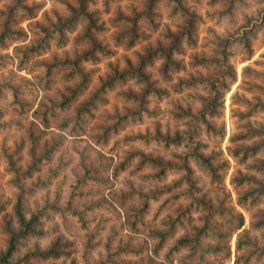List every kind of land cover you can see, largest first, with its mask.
Instances as JSON below:
<instances>
[{"label":"rangeland","instance_id":"374dc122","mask_svg":"<svg viewBox=\"0 0 264 264\" xmlns=\"http://www.w3.org/2000/svg\"><path fill=\"white\" fill-rule=\"evenodd\" d=\"M79 3L0 0V264H195V243L223 247L204 256L213 264H264V193L256 190L264 172L249 167L264 152L245 162L230 154L261 141L249 132L264 127V0H89L96 25L90 35L111 51L104 56L90 53L87 21L67 33L65 46L56 43L58 17ZM41 27L50 29L51 46L33 51ZM133 29L142 37L119 39ZM226 38L233 42L223 52ZM150 51L156 53L148 59ZM224 57L231 68L221 79ZM125 71L141 72L164 93L146 95L141 105L129 98L145 91L136 77L109 84ZM216 91L225 97L207 121L217 132L197 122L194 137L205 145L198 151L219 155L211 160L214 179L187 157L189 148L164 147L155 137L188 134ZM142 157L177 167L187 161L190 180L184 170L159 177ZM246 177L256 181L241 185ZM165 188L171 190L160 194ZM16 206L27 219L38 215L39 233L8 256L9 231H20ZM170 227L157 254L151 233ZM180 240L182 251L167 259ZM53 247L58 257L31 255Z\"/></svg>","mask_w":264,"mask_h":264},{"label":"trees","instance_id":"16d2710c","mask_svg":"<svg viewBox=\"0 0 264 264\" xmlns=\"http://www.w3.org/2000/svg\"><path fill=\"white\" fill-rule=\"evenodd\" d=\"M88 1L89 0H80V3L78 5V10L76 8H72L71 11V15L68 17H63V16H59L58 17V23H57V27L53 26V31H58L59 32V37L57 38V42L59 46H65L67 44V33L69 32H74L79 21H87L88 22V27L85 33V38L87 39L86 41L90 42L93 44V49L90 51L93 52L94 49L95 51H99L101 53L102 56L107 55V54H111V51H108L107 49H103L101 48V46L94 42L92 39V36L90 35L91 31L96 28L95 25V20L92 18V14L88 13ZM25 7V6H24ZM26 8V7H25ZM14 9H19V4L16 3L15 6L12 8V10ZM36 28V27H33ZM42 30L40 32H37L40 35H37V37H39L36 41L37 45H35L34 47H32L31 50L33 51H46L50 48L51 43H49V40L51 38V33H50V29L45 30V28L41 27ZM191 29V27L189 28V30ZM190 32V31H188ZM6 34V32L4 33ZM43 34V35H42ZM129 35L132 36L131 38V43L134 42L135 40L139 39L142 37V35L136 33L133 30H131L130 32L125 31L124 33L119 35V39L123 38L124 35ZM3 37V36H2ZM1 37V38H2ZM0 38V39H1ZM176 43L179 41V39H176ZM236 40V39H234ZM233 40L226 38L225 43L223 45V52L226 50V48H229V45H232ZM247 43H249V41H246ZM175 45H173L172 47H170L169 49H166L164 52L165 56L167 57V60L171 59V55H172V50L173 47ZM156 51H150V54L148 55V59L150 56H152L153 54H155ZM93 58L95 57L94 55H91ZM1 58V57H0ZM86 58V57H85ZM226 57L223 58V61H221V63H219L218 67H222L224 68L223 72L221 73V76L219 78L223 79L224 74H229V68H231V66H227L225 65L227 63L226 61ZM206 60H203L202 62H205ZM226 61V62H225ZM167 66V64L165 65ZM165 68V67H164ZM136 77L138 79L139 82L145 84L146 88L145 91L143 92V94H141L140 96H133V97H129V98H134L136 101H140L141 105H143L145 103V97L146 95L152 94L153 96H156L157 98L161 97V94L164 93L163 90H158L154 87H150L151 83L149 82V79L147 76H145L144 74H142L141 72H137V71H133L132 73H129V71H125L123 73L117 74L115 76V78H113L112 80L109 81L110 86H112L113 84H115L116 82H125L128 79L131 80L132 78ZM234 79V81H236V75L234 74V77H232ZM223 84V83H222ZM226 86V85H224ZM180 87V85L178 86ZM225 91L224 93H227L229 91V87H224ZM182 89L179 88V91H181ZM215 90V89H213ZM213 94H211V97L204 99V105H205V109L203 110V112H201L200 116L198 118H193V121H191L192 125V129L191 131L186 134L185 136H176V137H165V136H159V137H155V139L159 142V144L164 145V147H170L171 145H178V146H184V148H189L190 152L187 153V157H193L194 160L196 162H199V164L202 165H206L207 168H209V171L212 173V178L216 179L217 176H215V173L217 171L216 168H214L212 166V162L211 160L215 159V157H218L219 155L217 154H210L208 156L204 155L203 153H201V151H198L197 149L205 146L199 142H196L194 140V137L196 135H198L197 131H196V123L200 122L205 124L209 130L214 131V133H216L217 131L215 130V128L213 127L212 124L208 123L207 121V117H212L214 118L216 116V108H217V100L220 98H224L225 94L223 92L220 91H216V92H212ZM223 106V100L222 103H219ZM263 108H264V102H263ZM144 111L148 114V116L150 117H154L155 115L157 116L158 113H156L155 111H149L144 109ZM246 115L248 114L245 113ZM244 114V115H245ZM223 134V133H222ZM250 136L249 138H255V137H261V141L255 142L252 146L246 147L245 149H230V154L237 158L239 156V154H242V160L241 162H245L248 158H253L256 157L257 155L261 154L264 152V127H260L259 129L257 128H252L250 127V132H249ZM224 135V134H223ZM223 137V136H222ZM243 137V136H241ZM244 139V137L242 138ZM142 161L141 163H148L150 164L152 167H155L156 169H158V176L159 177H163L166 173L171 172V171H175V170H184L185 171V177L184 179H186L187 181H189L190 176H191V169H189L187 167V161L185 163H183L180 167H177L175 165L169 164V163H163L162 161H158L157 159H153V158H147V157H142ZM250 169L255 170L256 172H264V158H256L254 160V164L253 165H249ZM240 180L241 185L243 184H250L253 181H256L254 178L251 177H246L245 179H238ZM259 182V181H257ZM259 188L256 189L257 191H259L261 194L264 193V185L261 184V182L259 183ZM170 188H165L163 189L160 194H163L164 192L170 191ZM157 194V193H155ZM252 196V192L248 191L246 192V194L240 199L239 198V203L242 206H245L247 204V200L249 199V197ZM120 197L117 196V199H119ZM123 198H125V196H123ZM203 202V201H201ZM203 206H205L206 204L203 202ZM146 205H148L147 201L144 203V205L142 206V209L139 210V212L144 213L146 211ZM16 211V216L18 219V223L20 226V231L17 232L15 230H10L9 231V239H10V247L8 249V253L7 255L9 256L10 253L16 248L17 243L21 240V239H25V237H27L28 235H34V234H38L39 231L36 228V224H37V217L38 215H34L31 218L27 219V216L19 209V207L16 206L15 208ZM238 223L236 225V229H241L244 225V217L241 214H237L236 216ZM136 223V222H135ZM262 224H264L263 222H261ZM131 229H133V231L135 230V225L133 224ZM171 233H173V228L170 227L168 228L166 231H153L151 234L154 236V239L159 240V243L157 245H155L154 251L158 254L164 244L171 238ZM225 234H223L222 236H224ZM189 241V240H188ZM183 243L184 241L180 240L178 241L173 247L170 248L169 252L166 254V258L170 259V257L175 253H179L182 251L183 248ZM223 247H217V248H213V247H207V248H202L198 243H195L194 247H193V255H197L199 257V259L195 262V264H213L212 262H207L204 259V256L208 253H213L216 254L220 251H222ZM237 249H242V244L239 243L237 245ZM60 251H56L55 247H53V249H49L48 251H35L33 253H31V255H35V256H39V257H43L45 259H49V258H53V257H58L60 255ZM30 255V256H31ZM249 258V256H248ZM247 258V259H248Z\"/></svg>","mask_w":264,"mask_h":264}]
</instances>
